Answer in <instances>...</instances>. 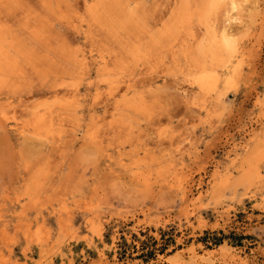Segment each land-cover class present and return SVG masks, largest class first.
I'll return each instance as SVG.
<instances>
[{
  "label": "rangeland",
  "instance_id": "374dc122",
  "mask_svg": "<svg viewBox=\"0 0 264 264\" xmlns=\"http://www.w3.org/2000/svg\"><path fill=\"white\" fill-rule=\"evenodd\" d=\"M2 1L0 45L17 46L0 77V264H264V0ZM204 72L211 92L196 84Z\"/></svg>",
  "mask_w": 264,
  "mask_h": 264
},
{
  "label": "bare ground",
  "instance_id": "6f19581e",
  "mask_svg": "<svg viewBox=\"0 0 264 264\" xmlns=\"http://www.w3.org/2000/svg\"><path fill=\"white\" fill-rule=\"evenodd\" d=\"M1 1H2V0H1ZM7 1L9 2V0H7ZM10 1H11V0H10ZM20 1H21V0H19V2H20ZM94 1H95V0H94ZM97 1H98V0H97ZM99 1H100V0H99ZM99 1H98V2H99ZM111 1H112V0H111ZM111 1H110V2H111ZM211 1H212V0H211ZM211 1H209V3H210ZM220 1H221V0H220ZM227 1H228V0H227ZM242 1H243V0H242ZM242 1H241V2H242ZM4 2H6V1H4ZM4 2L2 1V4H3ZM15 2H18V1H15V0H14V3H15ZM115 2H116V1H115ZM115 2H114V3H115ZM173 2H175V4L177 3L176 0H174ZM221 2L223 3V1H221ZM224 2H225V4L227 5L226 0H225ZM230 2H231V5H232V6L230 5ZM241 2H240V4H241ZM243 2H244L243 4L246 3L245 1H243ZM6 3H7V2H6ZM6 3H5V4H6ZM14 3H12V4H14ZM58 3H59V2H58ZM85 3H86V2H85ZM91 3H92V1H91ZM91 3H90V4H91ZM111 3H112V2H111ZM116 3H117V2H116ZM5 4H4V5H5ZM9 4H10V3H9ZM88 4H89V3H88ZM92 4H93V3H92ZM117 4H118V3H117ZM117 4H116V5H117ZM120 4H121V3H120ZM186 4H187V3H186ZM218 4H219V1H218ZM0 5H1V4H0ZM10 5H11V4H10ZM19 5H21V4H19ZM45 5H46V4H45ZM96 5H97V4H96ZM108 5H109V4H108ZM209 5H210V4H209ZM211 5H213V3H212ZM214 5H216V4L214 3ZM214 5H213V6H214ZM229 5L231 6V8H232L233 10H235V9L237 10V9H238V8H237L238 6H237V2H236V0H231V1H229L228 6H229ZM238 5H239V4H238ZM5 6H6V5H5ZM21 6H22V5H21ZM58 6H59V5H58ZM61 6H62V5H61ZM86 6H87V5H86ZM91 6H92V5H91ZM91 6H90V8H91ZM97 6H98V5H97ZM102 6H103V5H102ZM110 6H111V5H110ZM118 6H119V5H118ZM118 6H117V7H118ZM170 6H171L170 8L173 7V5H170ZM186 6H187V5H186ZM192 6H193V5H192ZM230 6H229V8H230ZM13 7H14V5H13ZM18 7H20V6H18ZM59 7H60V6H59ZM98 7H99V6H98ZM100 7H101V6H100ZM115 7H116V6H114V8H115ZM117 7H116V8H117ZM216 7H217V6H216ZM3 8H4V7H3ZM3 8H2V9H3ZM10 8H11V7H9L8 9H10ZM26 8H27V7H26ZM87 8H89V7H87ZM87 8H86V9H87ZM103 8H104V6H103ZM226 8H228V7H226ZM245 8H246V7H245ZM2 9H1V11H2ZM16 9H17V12H19V11H18L19 9H18L17 7H16ZM16 9L14 8V10H16ZM20 9H21V8H20ZM23 9H24V8H23ZM100 9H102V8H99V10H100ZM119 9H120V8H119ZM185 9H186V8H185ZM241 9H242V8H241ZM243 9H244V7H243ZM14 10H9V11H14ZM24 10H25V9H24ZM24 10H23V11H24ZM90 10L93 11L92 9H90ZM96 10H97V8H96ZM116 10H117V9H116ZM147 10H148V9H147ZM192 10H193V9H192ZM226 10H227V9H226ZM228 10H229V9H228ZM238 10H239V9H238ZM21 11H22V10H21ZM21 11H20V13H21ZM86 11H87V13H88L89 9L86 10ZM94 11H95V10H94ZM97 11H98V10H97ZM103 11H104V10H103ZM14 12H15V11H14ZM25 12H26V11H25ZM101 12H102V11H101ZM115 12H116V11H115ZM118 12H119V11H118ZM123 12H124V11H123ZM147 12H148V11H147ZM165 12H166V11H165ZM165 12H164V13H165ZM169 12H171V11L169 10ZM183 12H184V10H183ZM226 12H227V11H226ZM237 12H238V11H237ZM8 13H9V12H8ZM10 13H11V12H10ZM22 13H24V12H22ZM89 13H90V12H89ZM95 13H96V11H95ZM98 13H99V12H98ZM121 13H122V12H121ZM167 13H168V12H167ZM167 13H166V14H167ZM184 13H185V12H184ZM188 13H189V11H188ZM1 14H2V12H1ZM26 14H27V13H26ZM100 14H101V13H100ZM102 14H103V13H102ZM171 14H172V13H171ZM192 14H193V13H192ZM192 14H191V15H192ZM230 14H231V13H230ZM237 14H240V13H237ZM241 14H242V13H241ZM241 14H240V15H241ZM4 15H5V14H4ZM4 15H1V16H3V18H4ZM8 15H9V14L6 13L5 16H8ZM10 15H11V14H10ZM24 15H25V14H24ZM24 15L22 14V16H24ZM124 15H125V14H124ZM172 15H174V14H172ZM178 15H179V14H178ZM183 15H184V14H183ZM1 16H0V18H2ZM19 16H21V15L19 14ZM100 16H101V15H100ZM100 16H99V17H100ZM103 16H105V15H103ZM117 16H118V15H116V17H117ZM168 16H169V15H168ZM170 16H171V15H170ZM233 16H234V15H232V17H233ZM235 16H237V15H235ZM12 17H13V16H12ZM27 17H28V16H27ZM90 17H91V15H90ZM105 17H106V16H105ZM109 17H111V16H109ZM172 17H173V16H172ZM3 18H2V20H3ZM20 18H21V17H20ZM111 18H112V17H111ZM126 18H128V17H126ZM186 18H188V16H187ZM191 18H192V17H191ZM227 18H228V17H227ZM235 18H236V17H235ZM33 19H35V18H33ZM33 19H32V20H33ZM108 19H109V18H107V20H108ZM171 19H173V18H171ZM188 19H190V18H188ZM188 19H187V21H188ZM230 19H231V18H229V20H230ZM236 19H237V18H236ZM4 20H6V19H4ZM4 20H3V21H4ZM26 20H28V18H27ZM101 20H103V19L101 18ZM104 20H105V19H104ZM118 20H119V19H118ZM113 21H114V20H112V23H113ZM121 21H122V18H121ZM121 21H119V22H121ZM177 21L179 22V19H178ZM181 21H183V20H181ZM222 21H225V20H222ZM226 21H227V20H226ZM226 21H225V23H228V22H229V21H228V22H226ZM232 21H233V20H232ZM232 21H231V22H232ZM34 22H35V21H33V24H34ZM82 22H84V20H83ZM103 22H104V21H103ZM123 22H124V21H123ZM123 22H122V23H123ZM174 22H175V21H174ZM185 22H186V19H185ZM25 23H26V21L24 22V24H25ZM86 23L88 24V22H86ZM104 23L106 24V21H105ZM124 23H125V22H124ZM132 23H133V22H132ZM171 23H172V22H171ZM211 23H213V22H211ZM125 24H126V23H125ZM125 24H122V25H125ZM184 24H185V23H184ZM213 24H214V23H213ZM229 24H231V23H229ZM8 25H9V24H8ZM90 25H91V23H90ZM90 25H89V26H90ZM103 25H104V24H103ZM111 25H112V24H111ZM160 25H161V24H160ZM172 25H173V24H172ZM172 25L169 24V26H172ZM179 25H180V22H179ZM179 25H178V26H179ZM211 25H212V24H211ZM11 26H12V24H11ZM45 26H46V25H45ZM89 26H88L87 28H89ZM98 26H99V23H98L97 27H98ZM115 26L118 27L117 25H115ZM119 26H120V25H119ZM133 26H134V25H133ZM145 26H146V25H145ZM218 26H219V25H218ZM7 27H8V26H7ZM49 27H50V26H49ZM77 27H78V26H77ZM91 27H92V26H91ZM91 27L88 29V31L91 30ZM97 27H96V29H97ZM105 27H106V26H105ZM113 27H114V25H113ZM116 27H114V28H116ZM183 27H184V26H183ZM10 28H11V27H10ZM100 28L103 29L102 26H100ZM118 28H119V27H118ZM124 28H125V27H124ZM149 28H150V27H148V29H149ZM163 28H164V27H163ZM167 28H168V27H167ZM176 28H177V27H176ZM176 28H175V30H177ZM212 28H213V27H212ZM228 28H229V27H228ZM8 29H9V28H6V27L4 26V24L0 23V44H2L1 41L6 40V37H7V35H8V31H9ZM40 29H41V28H40ZM75 29H76V28H75ZM108 29L110 30L111 28H108ZM122 29H123V27H122ZM164 29H165V28H164ZM178 29H179V28H178ZM217 29H218V28H217ZM225 29H227V26H226ZM225 29H224V30H225ZM229 29H230V28H229ZM38 30H39V29H38ZM38 30H37V33L39 32ZM47 30H48V28H47ZM49 30H50V29H49ZM78 30H79V29H78ZM111 30H113V29H111ZM119 30H120V29H119ZM119 30H118V31H119ZM151 30H152V29H151ZM218 30H219V29H218ZM91 31H92V30H91ZM113 31H114V30H113ZM115 31H116V30H115ZM142 31H143V30H142ZM148 31H150V30H147V32H148ZM163 31H164V30H163ZM167 31H168V30H167ZM169 31H170V30H169ZM226 31H227V30H226ZM28 32H30V31H28ZM33 32H36V30H35V31L33 30ZM40 32H41V30H40ZM47 32H48V31H47ZM77 32L79 33V31H77ZM86 32H87V31H86ZM86 32H85V33H86ZM121 32H123V31H121ZM133 32H134V31H133ZM208 32H209V31H208ZM208 32H207V33H208ZM212 32H214V31H212ZM212 32H211V33H212ZM227 32H228V31H227ZM227 32L224 31L223 33H226V35H228V36H226V37H230V38H231V39H228V40H233V41H234V37L236 36L237 33L235 32V34H233V35H235V36L231 37L232 34H230V36H229V34H227ZM232 32H233V31H232ZM42 33H43V32H42ZM83 33H84V30H83ZM85 33H84V34H85ZM140 33H141V32H140ZM153 33H154V32H153ZM158 33H159V32H158ZM165 33H166V32H165ZM165 33H164V34H165ZM169 33H170V32H169ZM169 33H168V34H169ZM174 33H175V32H174ZM209 33H210V32H209ZM233 33H234V32H233ZM18 34H19V33H18ZM21 34H22V33H21ZM31 34H32V33H31ZM31 34H30V35H31ZM40 34H41V33H40ZM44 34L46 35L47 33H44ZM55 34H56V33H55ZM87 34H88V33H87ZM92 34H93V32H92ZM112 34H114V33H112ZM117 34H118V32H117ZM117 34H116V35H117ZM138 34H139V33H138ZM19 35H20V34H19ZM19 35L16 36V37H19ZM52 35H53V33H52ZM90 35H91V34H90ZM90 35H89V36H90ZM116 35H115V36H116ZM135 35H136V34H135ZM142 35L145 36V34H143V33H142ZM154 35H155V34H154ZM154 35H153V36H154ZM165 35H167V34H165ZM208 35H209V34H208ZM220 35H221V34H220ZM37 36H39V35H35V37H37ZM40 36H41V35H40ZM40 36H39V37H40ZM87 36H88V35H87ZM117 36H119V35H117ZM117 36H116V37H117ZM121 36H123V35H121ZM125 36H126V35H125ZM133 36H134V35H133ZM169 36H171V35H169ZM172 36H173V35H172ZM221 36H222V35H221ZM224 36H225V35H224ZM20 37H23V36H20ZM60 37H61V36H60ZM91 37H93V35H91ZM155 37H156V36H155ZM155 37H154V38H155ZM158 37H159V36H158ZM162 37H163V36H162ZM222 37H223V36H222ZM24 38H26V36H24ZM29 38L31 39V37H29ZM33 38H34V37H33ZM41 38H42V36L40 37V40L42 41ZM44 38H45V37H44ZM48 38H49V37H48ZM56 38H57V36H56ZM111 38H112V37H111ZM124 38H125V37H124ZM126 38H127V37H126ZM128 38H129V37H128ZM213 38H214V37H213ZM215 38H216V37H215ZM17 39H18V38H17ZM26 39H27V38H26ZM36 39L39 40V38H36ZM50 39H53L52 36H50ZM57 39H58V38H57ZM64 39H65V38H64ZM84 39H85V38H84ZM137 39H140V38L137 37ZM223 39L225 40L224 37H223ZM226 39H227V38H226ZM14 40H15V39H14ZM19 40H20V39H19ZM37 40H36V41H37ZM45 40H47V37H46ZM124 40H125V39H124ZM126 40H127V39H126ZM129 40H130V38H129ZM156 40H157V37H156ZM193 40H194V38H193ZM193 40H192V41H193ZM15 41H16V40H15ZM34 41H35V40H34ZM36 41H35V42H36ZM54 41H55V40H54ZM56 41H57V40H56ZM62 41H63V42H66V41H68V40L66 39V41H64V40H62ZM89 41H90V40H89ZM131 41H132V39H131ZM147 41H148V38H147ZM149 41H152V40H149ZM157 41H158V40H157ZM192 41H191V43H192ZM16 42L19 43V41H16ZM29 42H30V41H29ZM44 42H45V41H44ZM44 42L42 41L41 44H45V43H46V42H45V43H44ZM47 42H48L47 44L50 45V42H49V41H47ZM60 42H61V41H60ZM63 42H62V43H63ZM69 42H70V41H69ZM86 42H87V41H86ZM93 42H94V41H93ZM96 42L98 43V41H96ZM96 42H95V43H96ZM99 42H100V41H99ZM155 42H156V41H155ZM189 42H190V41H189ZM189 42H188V44H189ZM195 42H196V41H195ZM212 42H214V41H212ZM220 42H222V40H221ZM11 43H12V42H11ZM13 43H14V44H9V45H7V46H2V45H0V77H3V79H4V80L1 79V82H0V86H1V87H2V80H3V82L6 81V80H5V77H7L8 73L10 72V71H8L9 68L11 69V67L8 68V61H10V63H12V62H11V59L9 60V57L11 56L9 52L11 51V49L14 50V48H16V46H17V43H15V42H13ZM36 43H37V42H36ZM57 43H58V42H57ZM62 43H61V44H62ZM70 43L72 44V42H70ZM95 43H94V44H95ZM126 43H128V42L126 41ZM150 43H152V42H150ZM210 43H211V42H210ZM215 43H216V42H215ZM223 43H224V42H223ZM234 43L237 44L235 41H234ZM21 44H22V43H21ZM32 44H33V43H32ZM34 44H35V43H34ZM54 44H56V43L54 42ZM54 44H52V45H54ZM59 44H60V43H59ZM71 44H70V45H71ZM90 44H92V42H91ZM117 44H118V43H117ZM131 44H132V42H131ZM133 44H134V43H133ZM144 44H147V43H144ZM152 44H153V43H152ZM156 44H157V43H156ZM192 44H193V43H192ZM212 44H213V43H212ZM216 44H217V43H216ZM221 44H222V43H221ZM226 44H227V43H226ZM38 45H40V43H38ZM48 45H47V46H48ZM62 45L64 46L65 44H62ZM72 45H74V43H73ZM72 45H71V46H72ZM75 45H76V44H75ZM75 45H74V48H77V49H78V47L82 46V45H79V44H78V46L76 47ZM101 45H102V44H101ZM114 45H115V44H114ZM123 45H124V44H123ZM125 45H126V44H125ZM148 45H149V44H148ZM154 45H155V44H154ZM154 45H152V46H154ZM233 45H234V44H233ZM19 46H20V45H19ZM40 46H41V45H40ZM40 46H39V47H40ZM43 46H44V45H43ZM56 46H57V45H55V47H56ZM58 46H59V45H58ZM58 46H57V48H58ZM71 46H70V47H71ZM90 46H91V45H90ZM94 46H95V45H94ZM99 46H100V44H99L97 47L99 48ZM102 46H103V45H102ZM105 46H106V45H105ZM121 46H122V45H121ZM134 46H135V45H134ZM179 46H180V45H179ZM179 46H178L177 48H179ZM183 46H184V45H183ZM210 46H211V45H210ZM218 46H219V43H218ZM224 46H226V45H224ZM227 46H228V45H227ZM229 46H230V45H229ZM231 46H232V45H231ZM235 46H236V45H235ZM235 46H232V48L235 47ZM22 47H23V46H22ZM22 47H21V48H22ZM34 47L37 48L36 46H34ZM41 47H42V46H41ZM44 47H46V46H44ZM50 47H52V46L50 45ZM50 47H49V48H50ZM55 47L53 46V47L50 48V49L52 50V49H54ZM59 47H61V46H59ZM66 47H67V46H66ZM85 47H86V45H85ZM95 47H96V46H95ZM97 47H96V48H97ZM100 47H101V46H100ZM131 47H132V46H131ZM149 47H151V46H149ZM187 47L189 48V46H187ZM190 47L193 48L194 45H193V47H192V46H190ZM212 47H213V45H212ZM214 47H215V46H214ZM214 47H213V48H214ZM27 48H28V47H27ZM27 48H26V49H27ZM62 48H63V50H64L65 47H62ZM71 48H72V47H71ZM86 48H88V47H86ZM91 48H92V47H91ZM114 48H115V47H113V49H114ZM191 48H190V52H191ZM206 48H208V47H206ZM236 48H237V46H236ZM23 49H24V47H23ZM28 49H29V48H28ZM59 49H60V48H59ZM59 49H56V50L59 51ZM83 49H84V46H83ZM83 49H82V51H83ZM88 49H90V48H88ZM94 49H95V48H94ZM102 49H103V48H102ZM104 49H105V47H104ZM106 49H107V48H106ZM106 49H105V50H106ZM109 49H110V48H109ZM113 49H112V50H113ZM122 49H124V48H122ZM129 49H130V48H129ZM137 49H138V46H137ZM170 49H171V47H170ZM185 49H186V48H185ZM216 49L219 50L217 47L214 48V50H216ZM220 49H221V47H220ZM224 49L226 50L227 48L224 47ZM9 50H10V51H9ZM29 50H30V49H29ZM33 50L36 51V49H33ZM44 50H45V48H44ZM56 50H55V51H56ZM65 50H67V48H66ZM90 50H91V49H90ZM90 50H89V51H90ZM105 50H104V51H105ZM114 50H115V49H114ZM134 50H135V48H134ZM134 50L132 49V51H134ZM149 50H150V49H149ZM152 50H153V48H152ZM179 50H181V49H179ZM179 50H177V51H178L177 54H179ZM204 50H205V49H204ZM227 50H229V49H227ZM16 51H18V50H16ZM16 51H14V52H16ZM25 51H26V50H25ZM34 51H32V52L34 53ZM39 51H40V50H39ZM39 51H36V53L39 52ZM42 51H43V50H42ZM46 51H47V49L45 50V52H46ZM57 51H56V53H57ZM60 51H61V50H60ZM60 51H59V53H60ZM69 51H70V49H69ZM74 51H76V52H73V54H74V53H75V54L80 53V52L77 53V50H74ZM78 51H79V50H78ZM80 51H81V50H80ZM87 51H88V50H87ZM107 51H108V50H107ZM119 51H120V50H119ZM126 51H127V53H129L128 48H127ZM150 51H151V50H150ZM169 51H170V50H169ZM175 51H176V50H175ZM181 51H182V50H181ZM188 51H189V49H188ZM200 51H203V48H202V50H200ZM219 51H220V50H219ZM229 51H230V50H229ZM229 51H228V52H229ZM232 51H234V50H232ZM232 51H230V52H232ZM27 52H28V51H27ZM48 52H49V51H48ZM50 52H53V50L50 51ZM62 52H63V51H61V55H62ZM67 52H68V51H67ZM115 52H117V50H115ZM130 52H131V50H130ZM172 52H173V50H172ZM203 52H205V51H203ZM207 52H208V50H207ZM215 52H216V51H215ZM223 52H225V51H223ZM33 53H31V54L33 55ZM83 53H84V51H83ZM92 53H93V51H92ZM100 53H101V52H100ZM109 53H110V52H109ZM120 53L122 54L123 52H120ZM170 53H171V51H170ZM191 53H192V52H191ZM200 53H201V52H200ZM209 53H211V52H209ZM213 53H214V51H213ZM16 54H17V52H16ZM40 54H41V51H40ZM49 54H51V53H49ZM53 54H54V53H53ZM64 54H65V53H64ZM117 54L119 55V52H118ZM131 54H132V53H130V55H131ZM177 54H176V55H177ZM180 54H181V52H180ZM180 54H179V56H180ZM185 54H186V53H185ZM185 54H184V55H185ZM19 55H20V54H19ZM28 55H29V53H28ZM32 55H31V56H32ZM54 55H55V54H54ZM54 55H53V56H54ZM57 55H58V54H57ZM57 55H55V57H56ZM70 55H71V54H70ZM70 55L68 54V56H70ZM88 55H89V52H88ZM110 55H111V53H110ZM112 55H114V54H112ZM112 55H111V56H112ZM127 55H128V54H127ZM173 55H175V52L173 53ZM189 55H191V54H189ZM206 55H207V57H208V54H206ZM14 56H15V55H14ZM33 56H34V55H33ZM41 56H42V54H41ZM41 56H39V57H41ZM49 56H51V55H49ZM71 56H72V55H71ZM71 56H70V58H71ZM81 56H82V54H81ZM81 56H80V57H81ZM120 56H122V55H120ZM120 56L118 57V59L120 58V60H121V57H120ZM133 56H134V54H133ZM185 56H187V55H185ZM211 56L216 57V56H215L214 54H212V53H211ZM232 56H233V55H232ZM11 57H13V56H11ZM24 57L26 58L27 56H24ZM39 57H38V59H37V62L40 60ZM55 57H54V58H55ZM59 57H61V56H59ZM62 57H64V55H62ZM62 57H61V58H62ZM72 57H74V56H72ZM83 57H86V56H83ZM100 57H101V56H100ZM100 57H99V58H100ZM113 57H114V56H113ZM145 57H146V56H145ZM176 57H177V56H176ZM187 57H188V56H187ZM191 57H192V56H191ZM198 57H199V56H198ZM202 57H203V56H202ZM202 57H201L200 60H202ZM209 57H210V56H209ZM230 57H231V56H230ZM243 57H244V56H243ZM33 58H34V57H33ZM61 58H59V59H61ZM68 58H69V57H68ZM78 58H79V57H78ZM114 58H115V57H114ZM136 58L138 59V57H136ZM173 58H174V57H173ZM216 58H218V55H217ZM222 58H224V57H222ZM222 58H221V59H222ZM16 59H17V58H16ZM23 59H24V58H22V60H23ZM26 59H27V58H26ZM29 59H30V58H29ZM29 59H27V60H29ZM52 59H53V58H52ZM82 59H83V58H82ZM82 59H81V61H82ZM85 59H87V58H85ZM95 59H96V58H95ZM95 59H92V60H95ZM104 59H106V58H104ZM110 59H111V57H110ZM112 59H113V58H112ZM112 59H111V60H112ZM118 59H117V60H118ZM189 59H190V57H189ZM189 59H188V60H189ZM191 59H192V58H191ZM193 59H194V58H193ZM213 59H215V58H213ZM13 60H15V59H13ZM20 60H21V59H20ZM27 60H25V62H26ZM53 60H54V59H53ZM53 60H52V61H53ZM61 60H62V59H61ZM70 60H71V59H70ZM74 60H75V59H74ZM88 60H89V59H88ZM117 60H116V61H117ZM120 60H119V61H120ZM141 60H143V58H141ZM174 60H176V58H175ZM195 60H196V59H195ZM204 60H205V59H203L202 61H204ZM209 60H211V59H209ZM226 60H227V59H226ZM17 61H18V60H17ZM32 61H34V60H32ZM41 61H42V60H41ZM41 61H40L39 63H41ZM44 61H45V60H44ZM52 61H51V62H52ZM55 61H56V60H55ZM55 61H54V62H55ZM62 61L65 62L64 60H62ZM107 61H108V60H107ZM112 61H113V60H112ZM121 61H123V60H121ZM190 61H191V60H190ZM222 61H224V60H222ZM15 62H16V61H15ZM20 62H21V61L16 62V63H20ZM22 62L25 63L24 61H22ZM28 62H29V61H28ZM28 62H26V63H28ZM49 62H50V61H48V63H49ZM51 62H50V64H51ZM54 62H52V65H53V66H54V64H55ZM63 62H62V63H63ZM69 62H70V66H71V64H72V66L74 65L73 63H71V61H69ZM75 62H76V60H75ZM75 62H74V63H75ZM82 62H83V61H82ZM88 62H91V61H88ZM92 62H93V61H92ZM94 62H95V61H94ZM94 62H93V63H94ZM113 62H114V61H113ZM139 62H140V59H139ZM174 62H175V61H174ZM195 62L197 63V61H195ZM211 62H213V61H211ZM224 62H226V61H224ZM240 62H242V60H241ZM16 63H15V65H17ZM32 63H33V62H32ZM39 63H38V65H36V66H39V65H40V67H41V64H39ZM53 63H54V64H53ZM60 63H61V62H60ZM65 63H67V62H65ZM86 63H87V62H86ZM103 63H104V61H103ZM103 63H102V64H103ZM105 63H106V61H105ZM108 63H110V62H108ZM217 63H218V62H217ZM222 63H223V62H222ZM242 63H243V62H242ZM34 64H35V63H34ZM36 64H37V63H36ZM44 64L46 65V62H45V63L43 62V65H44ZM56 64L58 65L59 62H56ZM79 64H80V62H79ZM82 64H83V63H82ZM118 64H120V63H118ZM187 64H189V63H187ZM204 64H206V63H204ZM210 64H211V63H210ZM224 64H225V63H224ZM224 64H222V65H224ZM10 65H11V64H10ZM23 65L25 66V64H23ZM23 65H22V66H23ZM66 65H67V64H65V66H66ZM98 65H99V64H98ZM114 65H115V64H114ZM195 65H197V64L194 63V66H195ZM237 65H238V63H237ZM11 66H14V65H11ZM18 66H21V65L19 64ZM34 66H35V65H34ZM36 66H35V67H36ZM59 66H61V65L59 64ZM63 66H64V65H63ZM70 66L68 65V67H70ZM84 66H85V65H84ZM84 66H83V67H84ZM86 66H87V65H86ZM86 66H85V67H86ZM91 66H92V65H91ZM91 66H90V67H91ZM200 66H201V65H200ZM207 66H209V65H207ZM210 66H211V65H210ZM213 66H214V65H213ZM213 66H212L211 68H213ZM15 67H16V66H15ZM26 67H27V68H24V69L22 70V72H23L24 70L28 69L29 66H26ZM42 67H43V66H42ZM42 67H41L40 69H42ZM57 67H58V66H57ZM57 67H56V68H57ZM87 67H88V66H87ZM98 67H99V66H98ZM98 67H96V68H98ZM100 67H101V66H100ZM100 67H99V68H100ZM106 67H107V66H106ZM118 67H119V66H118ZM189 67H190V66H189ZM189 67L187 66V68H189ZM219 67H223V66H219ZM30 68H31V67H29V69H30ZM45 68H46V66H45ZM50 68H51V67H50ZM53 68H55V66H54ZM53 68H51V70H52ZM56 68H55V72L57 73L58 71L56 70ZM72 68H73V67H72ZM119 68H120V67H119ZM121 68H122V65H121ZM216 68H218V67H216ZM12 69H13V68H12ZM17 69H18V68H17ZM17 69H16V70H17ZM19 69H20V67H19ZM21 69H22V67H21ZM59 69H61V68L59 67ZM59 69H58V70H59ZM63 69H65V68H63ZM87 69H88V68H87ZM100 69H101V68H100ZM110 69H111V68H110ZM245 69H246V68H245ZM44 70H45V69H44ZM44 70H43V71H44ZM46 70H48V67H47ZM53 70H54V69H53ZM53 70H52V71H53ZM70 70H71V68H70ZM77 70H78V69H77ZM83 70L85 71L84 73H86V70H85V69H83ZM29 71H30V70H29ZM31 71H33V73L35 72L34 69L31 70ZM62 71H63V70H62ZM66 71H68V73H69V69L66 70ZM98 71H99V70H98ZM112 71H113V70H112ZM120 71H121V69H120ZM187 71H188V70H187ZM217 71H218V70H217ZM217 71H216V72H217ZM13 72H14V71H13ZM13 72H12V74H13ZM18 72H20V71H18ZM40 72H42V71H40ZM45 72H46V71H45ZM45 72H43L42 74H43V75H46ZM63 72H64V71H63ZM81 72H82V71H81ZM100 72H101V71H100ZM113 72H115V70H114ZM31 73H32V72H30V74H31ZM35 73H36V72H35ZM37 73L40 74L39 72H37ZM37 73H36V74H37ZM47 73H49V71H48ZM50 73H51V72H50ZM59 73H60V72H59ZM59 73H58V74H59ZM66 73H67V72H66ZM66 73H62V74L64 75V74H66ZM84 73H83V74H84ZM106 73H108V72H106ZM109 73H110V72H109ZM184 73H185V72H184ZM188 73H189V72H188ZM218 73H219V71H218ZM18 74H19V73H18ZM20 74H21V73H20ZM36 74H31V75L34 76V75H36ZM42 74H40V76H41V77H44ZM60 74H61V73H60ZM83 74L81 73V75H83ZM95 74H96V73H95ZM102 74H103V73H102ZM207 74H208V73L204 72V74H203L200 78H199V76H197V78H198V80L196 79L197 81H196L195 79H193L194 82H195V81L197 82L196 84L198 85V87H199V89H200V92H201V90H206V89H209L210 92H211L212 89L215 87V84L217 83V79H213V78H211V76H210L209 74H208V75H207ZM10 75H11V74H10ZM13 75H15V73H14ZM21 75H22V74H21ZM26 75H27V74H26ZM49 75H50V74H49ZM63 75H62V76H63ZM84 75H85V74H84ZM86 75H87V73H86ZM96 75H97V74H96ZM23 76H24V74H23ZM37 76H39V75H37ZM37 76H36V77H37ZM40 76H39V77H40ZM46 76H47V75H46ZM46 76H45V77H46ZM55 76H56V75H55ZM109 76H110V75H109ZM10 77H11V76H10ZM17 77H19V76H17ZM36 77H33V78H36ZM47 77H48V76H47ZM7 78H9V76H8ZM26 78H27V76H26ZM26 78H25V80H26ZM48 78H49V77H48ZM56 78H57V77H56ZM56 78H55V79H56ZM94 78H95V77H94ZM98 78H102V77H98ZM114 78H115V76H114ZM116 78H118V77H116ZM186 78H187V76H186ZM186 78H185V79H186ZM188 78H190L191 81H192V77H189V76H188ZM11 79H12V78H11ZM11 79H10V80H11ZM23 79H24V78H23ZM38 79H39V78H38ZM41 79H42V78H40V80H41ZM14 80H15V79L13 78V81H14ZM17 80H18V78H17ZM36 80H37V79H36ZM46 80H47V78H46ZM91 80H93V79H91ZM94 80H95V79H94ZM104 80H105V79H104ZM106 80H107V79H106ZM113 80H114V79H113ZM119 80H120V79H119ZM19 81H22V79H21V80L19 79ZM30 81L33 82L34 79L31 80V78H30V79H29V82H30ZM37 81H38V80H37ZM37 81H34V83L37 82ZM44 81H45V79H44ZM79 81H80V80H79ZM89 81H90V80H89ZM99 81H100V80H99ZM99 81H98V83H99ZM102 81H103V80H102ZM102 81H100V82H101V83L106 82V81H103V82H102ZM116 81H117V80H116ZM186 81H187V80H186ZM191 81L189 80V82H191ZM6 82H7V81H6ZM6 82H5V83H6ZM8 82H9V81H8ZM10 82H11V81H10ZM25 82H26V81L23 82L24 87H25V85H26V84H24ZM54 82H55V81H54ZM54 82H53V85H54ZM61 82H62V81H61ZM65 82L67 83V81H65ZM65 82H64V83H65ZM215 82H216V83H215ZM15 83H16V81H15ZM21 83H22V82H21ZM44 83H45V82H44ZM62 83H63V82H62ZM66 83L64 84V86L61 85V86H63V87H62L63 89H64ZM96 83H97V82H96ZM106 83H107V82H106ZM108 83H110V82H108ZM117 83H118V82H117ZM10 84H11V83H10ZM12 84H13V82H12ZM12 84H11V85H12ZM17 84H18V82L16 83V85H17ZM27 84H28V83H27ZM29 84H30V83H29ZM36 84H38V83H36ZM39 84L42 85V82L39 83ZM39 84H38V86H39ZM56 84H57V83H56ZM89 84H90V83L88 82V85H89ZM92 84H95V83H92ZM114 84H115V83H114ZM126 84L129 85L128 82H127ZM11 85H10V86H11ZM21 85H22V84H21ZM59 85H60V82H59ZM78 85H79V84H77V86H78ZM109 85H110V84H109ZM4 86H5V85H4ZM7 86H8V85H7ZM18 86H20V84H19ZM18 86H16V88H14V85H13V88H14V89L19 88V89L21 90L22 87L20 88V87H18ZM33 86H35V85H33ZM74 86H75V85H74ZM113 86H114V85L112 84V87H113ZM127 87H128V86H126V88H127ZM33 88H34V90H35V87H33ZM36 88H38L37 85H36ZM59 88H60V86L58 87V90H60ZM62 88H61V89H62ZM75 88L77 89V87H75ZM107 88H108V87H107ZM109 88H110V89H107V90H108V93H109V91H111V93H114V92H112V90H111V86H110ZM0 89H1V88H0ZM19 89H18V90H19ZM28 89H29V87H28ZM28 89L26 90L27 92H28ZM50 89H51V88H50ZM55 89H57V88H55ZM97 89H98V88H96V90H97ZM105 89H106V88H105ZM113 89H114V88H113ZM1 90H3V88H2ZM66 90L70 93V90H72V87H70V90H68V89H66ZM127 90H128V89H127ZM26 91L24 90V92H26ZM50 91H52V90H50ZM50 91H48V92H50ZM53 91H55V90H54V86H53ZM53 91H52V92H53ZM74 91H76V90L74 89ZM197 91H198V90H197ZM13 92H14V91H13ZM19 92H20V91H19ZM29 92H32V90L29 91ZM29 92H28V93H29ZM52 92H51V93H52ZM59 92H60V91H59ZM63 92L66 93V91H63ZM68 92H67V93H68ZM100 92H101V91H100ZM100 92H97L98 95H99ZM200 92H199V93H200ZM202 92H204V91H202ZM210 92H209L208 94H210ZM20 93H23V91L20 92ZM53 93H54V92H53ZM56 93H57V92H56ZM56 93H55V94H56ZM67 93H66V94H67ZM69 93H68V94H69ZM97 93H96V95H97ZM108 93H107V94H108ZM10 94H11V93H10ZM16 94H17V93H16ZM16 94H14V95H16ZM46 94H47V93H46ZM46 94H45V95H46ZM55 94H54V96H55ZM60 94H61V93H60ZM68 94H67V95H68ZM70 94H71V93H70ZM73 94H74V93H73ZM75 94L77 95L76 92H75ZM94 94H95V93H94ZM202 94H203V96H205L206 93H205V94L202 93ZM202 94H201V95H202ZM49 95L51 96V94H49ZM64 95H65V94H64ZM96 95H95V96H96ZM108 95H109V94H108ZM11 96H12V95H11ZM50 96H49V97H50ZM58 96L60 97V95H58ZM61 96H63V94H62ZM95 96H93V97H95ZM110 96H111V95H110ZM112 96H113V95H112ZM208 96H209V95H208ZM40 97H43V96H40ZM44 97H46V96H44ZM65 97L67 98V96H65ZM68 97H69V95H68ZM76 97H78V96H76ZM97 97H98V96H97ZM206 97H207V96H206ZM206 97H205V98H206ZM31 98L34 99L32 96H31ZM38 98H39V97H38ZM57 98H58L57 96H55V98H54V97H53V94H52V99H53V101H54V102H53V101L51 100V101H52V104L55 103V100H54V99H57ZM69 98H70V97H69ZM74 98H75V97H74ZM74 98H73V99H74ZM84 98H85V97H84ZM205 98H204V100H207V99H205ZM40 99H41V98H40ZM67 99H68V98H67ZM67 99H65V100H67ZM76 99H77V98H76ZM208 99H209V98H208ZM11 100H12V99H11ZM11 100H10V101H11ZM91 100H92V99H91ZM201 100H202V99H201ZM0 101H2V100H0ZM10 101H9V102H10ZM14 101L16 102V100H14ZM18 101H19V100H18ZM34 101H35V100H34ZM34 101H33V102H34ZM67 101H70V100L68 99ZM75 101H76L75 103H77L78 100H75ZM143 101H144V100H143ZM5 102L7 103L6 105H8L7 100L4 101V103H5ZM71 102H72V101H70V103H71ZM144 102H145V101H144ZM144 102H143V103H144ZM11 103H12V105L14 104L13 102H11ZM31 103H32V102H31ZM49 103H50V102H49ZM56 103L58 104V102H56ZM63 103H64V102H63ZM75 103H74V105H75ZM137 103H138V102H137ZM143 103H140V104H143ZM206 103H207V102H206ZM0 104H2V103H0ZM25 104H26V103H25ZM57 104H56V106H57ZM64 104H66V103H64ZM200 104H201V103H200ZM4 105H5V104H3V106H4ZM9 105H10V104H9ZM23 105H24V104H23ZM26 105H28V103H27ZM26 105H25V106H26ZM69 105H70V104H69ZM72 105H73V103H72ZM135 105H136V104H135ZM52 106H53V105H52ZM75 106H76V105H75ZM75 106H74V107H75ZM6 107H7V106H5V108H6ZM29 107H30V106H29ZM29 107H28V108H29ZM45 107H46V106H45ZM47 107H48V106H47ZM47 107H46L45 110H47V109L49 110V108H47ZM115 107H116V106H115ZM136 107H137V106H136ZM21 108H22V106H21ZM34 108H35V107H34ZM41 108H42V107H41ZM53 108H55V106H53ZM76 108H78V107L76 106ZM200 108H201V107H200ZM3 109H4V108H3ZM23 109H24V108H23ZM25 109H27V108H25ZM37 109H38V108H37ZM56 109H59V111L57 110V112H60V110H61L60 107H58V108H56ZM65 109H66V108H65ZM65 109H64V110H65ZM202 109H203V108H202ZM33 110H34V109H33ZM38 110H39V109H38ZM51 110H52V107H51ZM51 110H50V111H51ZM64 110H63L62 112H63V113H64V112L66 113V111H64ZM67 110H68V109H67ZM71 110H72V109H71ZM206 110H207V109H206ZM24 111H25V110H24ZM27 111H28V110H27ZM36 111H37V110H36ZM40 111H41V110H39V112H40ZM54 111H55V112H54ZM54 111H53L54 113H53V112H52V113H53V114H56L57 112H56L55 109H54ZM68 111H69V110H68ZM68 111H67V113H68ZM37 112H38V111H37ZM37 112H35L34 117H35V116L38 117V115H36ZM46 112H48V111H46ZM69 112H71V111H69ZM5 113H6V112H5ZM9 113H10V111H9ZM9 113H8V112L6 113V114H8V115H7V116H8V117H7V120H9V119H8V118H9ZM11 113H12V112H11ZM21 113L24 114L25 112H23V110H22ZM32 113H33V111H32ZM40 113H42V111H41ZM44 113H45V112H44ZM52 113H51V114H52ZM65 113H64V114H65ZM71 113H73V112H71ZM0 114H2V113H0ZM6 114H5V115H6ZM33 114H34V113H33ZM37 114H38V113H37ZM60 114H61V113H60ZM73 114H75V113H73ZM206 114H207V113H206ZM21 115H22V114H21ZM45 115H46V113H45ZM48 115H49V114H48ZM48 115H47V116H48ZM56 115L59 116V114H56ZM77 115H78V114H77ZM14 116H17V115H14ZM25 116H26V115H25ZM30 116H32V114H31ZM30 116H29L28 118H30ZM72 116H73V115H72ZM36 117H35L34 119H37ZM40 117H41V116H40ZM40 117H39V118H40ZM42 117H44V114H42ZM45 117H46V116H45ZM65 117H66V116H65ZM3 118H4V117H3ZM23 118H24V115H23ZM28 118H27V119H28ZM32 118H33V116L29 119V122H30V120H32ZM73 118H74V119H75V118L77 119V116H75V117H73ZM207 118H208V117H207ZM0 119L3 120V121H4V119L6 120V116H5L4 119H2V118H0ZM24 119H25V118H24ZM27 119H25V125H26V127H27V121H26ZM52 120H53V119H52ZM15 121L17 122L16 124H18V120H15ZM21 121H22V120H21ZM22 122H23V121H22ZM35 122L37 123V121H34V123H35ZM55 122H56V121H55ZM23 123H24V122H23ZM34 123H33V124H34ZM52 123H53V122H52ZM62 123H63V122H62ZM0 124H2V122H1ZM19 124H20V123H19ZM28 124H29V123H28ZM66 124H67V123H66ZM3 125H5V124H2V127H1V125H0V128H2V130H3V127H4ZM20 125H22V124H20ZM30 125H31V123H30ZM39 125H40V124H39ZM42 125H43V124H42ZM46 125H48V124H46ZM46 125H45V126H46ZM68 125H69V124H68ZM15 126H16V125H15ZM43 126H44V125H43ZM9 127H12V125L10 126V124H9ZM13 127H14V126H13ZM13 127H12V128H13ZM18 127L21 128L22 126H21V127L18 126ZM30 127H31V126H30ZM61 127H62V126H61ZM69 127H70V126H69ZM15 128H16V127H15ZM19 128L17 129L18 132H19ZM46 128H47V126H46ZM52 128H53V127H52ZM67 128H68V127H67ZM22 129H24V126H23ZM22 129H21V130H22ZM34 129H36V128H34ZM34 129H33V128H32V129L30 128L29 130H30V132L32 133V131H33ZM41 129H42V128H41ZM55 129H56V128H55ZM59 129H60V128H59ZM61 129H62V128H61ZM31 130H32V131H31ZM37 130H38V129H37ZM57 130H58V129H57ZM23 131L26 132V130H23ZM27 131H28V128H27ZM41 131H42V130H41ZM41 131H40V132H41ZM43 131H44V130H43ZM43 131H42V133H43ZM54 131H55V130H54ZM58 131H59V130H58ZM60 131H61V130H60ZM65 131H67V130H65ZM15 132H16V131H15ZM28 132H29V131H28ZM20 133H22V132H20ZM34 133L36 134V130H35L32 134H34ZM62 133H63V132H62ZM62 133L60 132V135H61ZM23 134H24V133H23ZM32 134H31V135H32ZM38 134H40V133L38 132ZM42 135H43V134H42ZM45 136H46V135H45ZM47 136H48V135H47ZM55 136H56V135H55ZM99 136H100V135H99ZM48 137L50 138L51 136L49 135ZM56 137H57V136H56ZM97 137H98V136H97ZM0 138H1V136H0ZM53 138H54V136H53ZM58 138H59V137H58ZM92 139H93V138H92ZM94 139H95V138H94ZM94 139H93V140H94ZM97 139H98V138H97ZM97 139H96V140H97ZM2 146H4V145H2ZM2 149H3V148H2ZM263 149H264V148H263ZM259 150H260V149H259ZM261 150H262V148H261ZM1 152H2V150H1ZM261 152L264 153V151H261ZM261 152H260V154H261ZM260 154H259L258 156H260ZM262 156L264 157V155H262ZM262 156H261V157H262ZM258 158H259V157H258ZM255 159H256V157H255ZM263 159H264V158H263ZM255 161H256V160H255ZM257 162H258V161H257ZM260 165H261V164H260ZM255 167H256V166H255ZM259 167H260V166H259ZM262 168H263V166H262ZM248 171H249V173H250L251 175L254 174V168H253V167L250 166V168H249ZM175 182H177V181L175 180ZM183 182H184V181H183ZM173 184H174V182H173ZM176 184H177V183H176ZM183 184H184V183H183ZM185 186H186V184H185ZM186 188H187V187H186ZM188 193H189V192H188ZM193 193H194V192H193ZM196 196H197V195H196ZM188 198H189V197H188ZM33 201H34V200H33ZM33 206H34V205H33ZM30 207H31V206H30ZM33 208H34V207H33ZM87 208H88V207H87ZM36 209H37V208H36ZM200 256H201V255H200ZM235 256H236V255H235ZM198 259H199V258H198ZM235 259H236V258H235ZM238 262H239V261H238ZM101 264H102V263H101Z\"/></svg>",
  "mask_w": 264,
  "mask_h": 264
}]
</instances>
